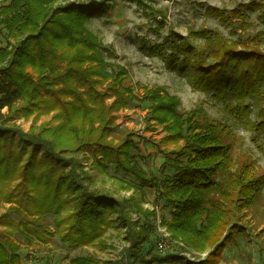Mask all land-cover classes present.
Here are the masks:
<instances>
[{"label": "trees", "instance_id": "trees-1", "mask_svg": "<svg viewBox=\"0 0 264 264\" xmlns=\"http://www.w3.org/2000/svg\"><path fill=\"white\" fill-rule=\"evenodd\" d=\"M55 1L10 0L9 5L0 6V26L16 41L27 36L13 50L10 44L0 49V123L55 111L57 125L31 136L54 152L89 151L96 165L104 169L112 165L141 190L155 188L158 200L170 211L166 227L173 236L198 250L213 248L206 260L186 263L151 250L142 253L148 236L134 231L133 246L123 252L121 260L106 264H218L224 250L237 245L239 237L250 238L248 227L240 222L262 202L264 175L257 173L254 161L237 157L236 135L228 125L211 119L203 109L182 112L180 100L163 88L143 87V96L135 94L127 85L124 67L108 71L104 56L111 52L87 25L97 16H111L118 0L53 8ZM129 1L145 11L152 9L144 0ZM249 12H258V20L264 24V0H249L229 12L206 6L204 16L246 31L251 26ZM164 26L160 21L159 28ZM142 50L158 56L169 71L185 78L193 91L220 103L235 122L251 133L264 134V30L234 39L220 31L190 27L185 37L170 32L162 43L144 45ZM107 99L112 102L108 104ZM139 101L148 104V120L164 127L166 135L159 144L175 146L172 150L158 148L163 157L160 176L141 168L139 147L132 135L116 145L107 139L115 129L113 114ZM5 109L7 116L1 114ZM254 110L255 120L250 119ZM30 147L29 140L20 138L16 143L14 130H0V183L21 179L1 195L7 203L15 204L14 210L25 219L18 224L9 219L6 224L10 222L14 232L36 234L37 229L35 233L28 224L30 218L38 226L44 217L60 214L66 207L63 195L68 194L75 216L72 235L65 240L81 246L101 239L117 203L107 195L86 194L64 167ZM261 151L264 155V147ZM124 209L129 215V203ZM118 218L122 226L125 218ZM17 250L13 241L0 234V264H19ZM72 263L97 264L89 257Z\"/></svg>", "mask_w": 264, "mask_h": 264}, {"label": "rangeland", "instance_id": "rangeland-1", "mask_svg": "<svg viewBox=\"0 0 264 264\" xmlns=\"http://www.w3.org/2000/svg\"><path fill=\"white\" fill-rule=\"evenodd\" d=\"M90 0H57L53 8L68 4H78ZM145 7H139L129 0H118L116 10L111 16H97L87 25V29L95 35L111 53L105 54L104 60L110 65L108 71L115 66L124 67L128 71L127 85L133 87L134 93L144 95L143 87L154 89L160 87L169 95L180 100L182 112L189 113L203 109L214 120L228 125L236 135V153L239 159L254 161L257 173L264 175V134L251 133L248 128L233 120L229 113L223 110L220 103L215 102L208 95L192 90L185 78H181L169 71L158 56H150L143 51L144 45L151 46L162 43L170 32L178 36H187L188 29L207 28L220 31L226 37L234 39L240 36L254 35L264 30V24L258 20V12H249L251 26L246 30L234 29L222 24L217 18L204 16L206 6L231 11L240 4L249 0H144ZM10 0H0V6H7ZM152 13V16H150ZM160 21H164V28H159ZM27 36L20 39H25ZM19 40L9 36L4 26H0V49L9 44L13 47ZM12 56L8 57V61ZM28 72H31L29 69ZM36 77V76H35ZM108 104L112 99H107ZM8 115L7 109L1 112ZM54 112L43 111L31 114L29 117L4 120L0 123V130L12 129L15 131L16 143L20 138L29 140L33 145L29 149L39 156L52 159L56 165L64 167L65 172L81 187L86 194L99 193L107 195L117 203L114 214H109V227H105L104 235L88 245H71V239L65 240L70 233L74 222L75 208L72 198L63 195L66 207L60 214L44 217L34 226L32 219L28 224L37 233L26 231H13L12 224L22 223L23 216L18 215L13 203H7L2 193L11 191L21 179L14 182L0 183V234L7 236L18 250L16 256L19 264H74L73 260L89 257L97 264H106L121 260L123 252L133 246L135 232L146 233L149 242L143 245L142 253L150 250L161 257L172 256L185 259L186 262H201L206 260L213 248L206 247L198 250L189 247L181 238H176L167 229L166 224L171 215L164 209L163 202L158 200L159 193L155 188L139 189L136 182L129 176L116 172L112 165L107 168L96 165L95 157L91 152L67 153L54 152L46 143L31 136L38 135L41 128H50L57 125L54 121ZM256 110L250 119L255 120ZM115 129L109 135L108 142L114 145L132 135L139 147V164L148 174L160 176L162 172L163 157L158 151L172 150L174 144L160 145L165 137L164 127L155 121L148 120V104L144 101L132 102L127 109L113 114ZM98 126V125H97ZM102 159L101 156H97ZM28 156L24 158L25 163ZM129 203V215L124 207ZM247 211H245L246 213ZM7 216L8 220L5 218ZM118 217L125 218L124 224ZM6 224V221H9ZM243 219V218H241ZM240 224L248 227L250 238L239 237L237 245L224 250L218 264H264V198L260 205L249 212L248 217ZM144 228L145 231H144ZM134 229V230H132ZM168 234V246L162 251L158 243L163 235ZM147 255V254H146ZM194 259V260H193ZM151 264V263H150ZM153 264V263H152ZM170 264V263H168ZM180 264H186L180 263Z\"/></svg>", "mask_w": 264, "mask_h": 264}, {"label": "built area", "instance_id": "built-area-1", "mask_svg": "<svg viewBox=\"0 0 264 264\" xmlns=\"http://www.w3.org/2000/svg\"><path fill=\"white\" fill-rule=\"evenodd\" d=\"M168 246V234L163 235V237L160 239L159 243H158V247L160 250L164 251ZM194 260V259H193ZM190 261V260H189ZM188 261V262H189ZM196 261H191V263H194ZM187 263V262H186Z\"/></svg>", "mask_w": 264, "mask_h": 264}]
</instances>
